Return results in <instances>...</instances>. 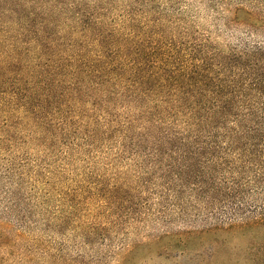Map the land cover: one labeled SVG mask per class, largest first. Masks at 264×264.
<instances>
[{
	"label": "trees",
	"instance_id": "1",
	"mask_svg": "<svg viewBox=\"0 0 264 264\" xmlns=\"http://www.w3.org/2000/svg\"><path fill=\"white\" fill-rule=\"evenodd\" d=\"M145 7L0 0V137L78 155L99 137L142 145L167 192L264 228V44L223 51L176 41L158 19L140 21ZM230 13L248 35L264 30V10L241 3ZM29 167L47 169L41 160Z\"/></svg>",
	"mask_w": 264,
	"mask_h": 264
},
{
	"label": "rangeland",
	"instance_id": "2",
	"mask_svg": "<svg viewBox=\"0 0 264 264\" xmlns=\"http://www.w3.org/2000/svg\"><path fill=\"white\" fill-rule=\"evenodd\" d=\"M241 3L264 10L253 0H145L139 19L161 21L167 38L223 51L264 44L262 28L248 35L229 24ZM95 144L61 154L0 137V264H264V228L230 224L188 193L167 192L142 145ZM39 160L47 169L35 175L29 166Z\"/></svg>",
	"mask_w": 264,
	"mask_h": 264
}]
</instances>
